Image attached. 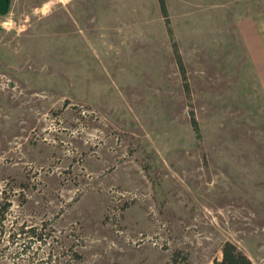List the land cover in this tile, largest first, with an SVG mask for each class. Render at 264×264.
<instances>
[{"label": "rangeland", "instance_id": "1", "mask_svg": "<svg viewBox=\"0 0 264 264\" xmlns=\"http://www.w3.org/2000/svg\"><path fill=\"white\" fill-rule=\"evenodd\" d=\"M166 4L0 15V264H264V0Z\"/></svg>", "mask_w": 264, "mask_h": 264}, {"label": "trees", "instance_id": "2", "mask_svg": "<svg viewBox=\"0 0 264 264\" xmlns=\"http://www.w3.org/2000/svg\"><path fill=\"white\" fill-rule=\"evenodd\" d=\"M162 12L165 16H168V9H167V4L166 0H159ZM12 4V0H0V15H5L10 11ZM174 50L176 54V59H177V64L180 67L184 78L186 79V72H185V67L183 64L182 57L179 53V50L174 44ZM186 87L189 89V85L186 82ZM191 123L194 128V131L198 135V137H202V129H201V124L199 123L195 113L192 111L191 112ZM11 207V202L8 200L3 201L0 203V228L3 227V223L6 219V213ZM32 235H36L37 238L42 237L36 229H31ZM44 238H40L41 241H43ZM222 251V256L221 259L216 258L214 260V264H254L252 259L245 253L243 252L235 243L232 241H225L221 247ZM76 258L79 257L77 252L73 253ZM178 254H174L173 256V261H177Z\"/></svg>", "mask_w": 264, "mask_h": 264}, {"label": "crops", "instance_id": "3", "mask_svg": "<svg viewBox=\"0 0 264 264\" xmlns=\"http://www.w3.org/2000/svg\"><path fill=\"white\" fill-rule=\"evenodd\" d=\"M242 25V24H241ZM259 24H255V29H256V31L257 32H259V30H260V27L258 26ZM246 28H247V26H246ZM242 30L244 31V32H247V29H244V28H242Z\"/></svg>", "mask_w": 264, "mask_h": 264}]
</instances>
